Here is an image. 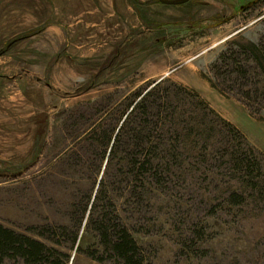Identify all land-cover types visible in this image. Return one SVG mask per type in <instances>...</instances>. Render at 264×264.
I'll use <instances>...</instances> for the list:
<instances>
[{"label":"rangeland","instance_id":"374dc122","mask_svg":"<svg viewBox=\"0 0 264 264\" xmlns=\"http://www.w3.org/2000/svg\"><path fill=\"white\" fill-rule=\"evenodd\" d=\"M258 42L264 0H0V224L67 264H132L98 221L133 264H264Z\"/></svg>","mask_w":264,"mask_h":264},{"label":"trees","instance_id":"16d2710c","mask_svg":"<svg viewBox=\"0 0 264 264\" xmlns=\"http://www.w3.org/2000/svg\"><path fill=\"white\" fill-rule=\"evenodd\" d=\"M249 49L254 54V62L256 63L254 67H252L250 64L240 65L236 58L232 59L234 64L238 63L235 64L236 67L233 68L238 78L246 79L250 73L254 74L255 76L259 75L255 71L257 68H260L261 70L263 69L264 71V48L262 43H252L250 44ZM241 50V53H246V48ZM236 54H238V51L230 50L228 55H226V53L222 55L221 62L225 63L226 60L231 59V56H237ZM237 77L236 80L238 79ZM263 83L264 81L262 79L257 80L256 87L253 90H245L243 92L245 97L263 99L264 95L261 91V89L264 87ZM228 127L230 128V132L234 133V135L242 136L236 128L231 126V124H228ZM208 130H211V128L202 131H205L207 134V132H209ZM117 143L118 139L115 141V145ZM241 150L242 149L235 151L232 149L230 151L227 150V153L232 157L237 169L246 171L245 173L247 175L251 173L253 174V172H256V174L259 173L260 168L258 167L257 163H255L254 160H252V158L248 156L244 150ZM109 227L110 226L108 223H104L103 221H98L96 226V228L101 231L103 237L107 236L108 244L111 243L113 245L112 249L117 255L121 256L129 263H135L133 259L138 253V247L134 239L129 236L126 231H121L116 232L119 236L114 242H112L110 239L112 237L110 233L111 227ZM75 237L76 233H74V237H72L73 242H75ZM9 257H20L24 264H67L69 259L68 254L55 247L49 246L46 242L22 233H18L0 224V264H2L4 260Z\"/></svg>","mask_w":264,"mask_h":264},{"label":"water","instance_id":"95a60500","mask_svg":"<svg viewBox=\"0 0 264 264\" xmlns=\"http://www.w3.org/2000/svg\"><path fill=\"white\" fill-rule=\"evenodd\" d=\"M162 3H166V4H181V3H185L189 0H159Z\"/></svg>","mask_w":264,"mask_h":264}]
</instances>
